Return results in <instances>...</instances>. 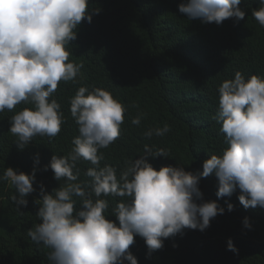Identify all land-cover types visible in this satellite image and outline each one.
Segmentation results:
<instances>
[{"label": "clouds", "instance_id": "9594fccd", "mask_svg": "<svg viewBox=\"0 0 264 264\" xmlns=\"http://www.w3.org/2000/svg\"><path fill=\"white\" fill-rule=\"evenodd\" d=\"M241 0H186L179 12L189 20L221 25L226 19L243 20ZM89 0H0V112L25 107L10 119V133L23 150L36 136L56 137L65 123L61 105L50 99L61 81H74L80 66L69 61L67 45L77 38V28L88 12ZM98 13V12H96ZM264 27V0L252 10ZM216 116L222 124L227 147L221 155L203 162L202 172L186 171L183 166L155 169L148 157H168L165 149L155 152L149 145L139 159L129 160L117 174L110 164L100 166L101 149L108 148L121 135L127 111L125 105L107 90L81 86L70 100V113L79 135L66 156L53 155L50 168L57 181H64L52 193L41 186L42 199L37 216L40 223L28 236L50 251L49 264H138L129 251L139 235L145 240L148 256L164 246V240L184 229L205 231L211 220L225 208L216 200H204L200 180L214 174L218 198L231 197L237 188L245 209L264 208V76L245 79L241 72L226 79L218 88ZM144 113L132 124L139 125ZM163 127L149 128L144 136H165ZM85 160L94 167L85 175L90 183L78 182L77 163ZM37 163L39 160L37 159ZM49 166H45V171ZM0 179L14 186L11 197L17 209L27 207L26 197L35 191L36 170L31 175L8 167ZM121 197L112 215L103 197ZM80 198V209L76 207ZM228 211H233L231 203ZM250 228L249 218L243 221ZM228 249L237 252L231 239Z\"/></svg>", "mask_w": 264, "mask_h": 264}, {"label": "trees", "instance_id": "16d2710c", "mask_svg": "<svg viewBox=\"0 0 264 264\" xmlns=\"http://www.w3.org/2000/svg\"><path fill=\"white\" fill-rule=\"evenodd\" d=\"M184 2L89 0L92 22L82 21L77 38L67 45L69 61L80 66L79 73L74 81H61L50 97L60 103L64 114L61 132L54 138L36 136L20 150L9 131L10 119L32 105L21 103L12 111L0 112V177L8 167L29 175L36 170L35 191L26 197L27 207L20 210L11 199L16 194L14 186L0 179V264H49L50 250L32 241L28 230L41 222L36 215L41 186L52 193L64 183L54 178L50 162L53 155H68L73 138L79 135L70 113V100L79 87L107 88L127 109L121 135L100 150L104 155L100 166L112 165L118 176L127 161L144 154L146 144L154 152L163 148L168 153V157H148L155 169L183 166L192 172H202L203 162L227 147L222 124L214 118L218 88L224 80L234 79L237 71L245 79L264 76V27L252 16L260 0H241L245 18H229L221 25L189 20L179 12ZM139 113H144L140 124H132ZM165 123L171 128L165 136H144L149 128ZM45 166H49L47 171ZM90 167L94 166L85 160L77 163L78 182L90 183L85 175ZM199 187L204 200H216L225 212L213 218L203 232L184 229L166 238L163 248L150 257L145 240L137 235L129 251L138 264H264V208L245 209L238 188L231 197L218 198L214 174L202 178ZM103 198L109 201V219L115 220L113 209L126 198ZM74 199L79 210L80 198ZM228 203L233 211L227 210ZM245 218L250 228L245 227ZM229 239L238 253L228 249Z\"/></svg>", "mask_w": 264, "mask_h": 264}]
</instances>
